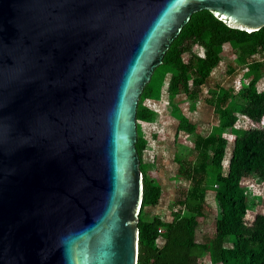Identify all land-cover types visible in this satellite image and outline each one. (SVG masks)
Returning a JSON list of instances; mask_svg holds the SVG:
<instances>
[{
    "label": "water",
    "instance_id": "1",
    "mask_svg": "<svg viewBox=\"0 0 264 264\" xmlns=\"http://www.w3.org/2000/svg\"><path fill=\"white\" fill-rule=\"evenodd\" d=\"M204 9L264 27V0H0V264H138V102Z\"/></svg>",
    "mask_w": 264,
    "mask_h": 264
},
{
    "label": "trees",
    "instance_id": "2",
    "mask_svg": "<svg viewBox=\"0 0 264 264\" xmlns=\"http://www.w3.org/2000/svg\"><path fill=\"white\" fill-rule=\"evenodd\" d=\"M189 38L194 41V44L199 43L204 47L203 56L191 49L192 43H187ZM226 43L238 45L243 58L251 57L257 50L264 51V27L258 31L247 32L227 26L207 9L193 13L172 42L160 64L168 66L172 73L169 79L171 96L182 85L185 92H190L191 96L198 94L201 85L216 66L218 53ZM186 53L189 54V58L185 62ZM251 61L253 63H250V70H255L257 66L262 65L255 59ZM158 67L154 72L158 70ZM192 75V86L188 89V82ZM158 81L159 78L151 77L145 85L138 102L137 120L143 116L140 101L150 96H159L161 86ZM233 92L232 87L222 89L220 96L216 97V102L214 99L209 100L220 111L222 126L228 130H234L236 120L225 107L232 98ZM240 99L243 101V106L239 110L260 125L264 116V90L259 92L254 84H250L242 91ZM179 119L180 130L189 133L194 131V126L186 122L184 117L180 116ZM194 144L197 162L195 164L185 162L178 168L179 175L189 180L192 185L191 191L188 192L190 200L179 199L178 203L183 208L179 207V211L175 212L171 221H166L160 216L146 220L144 219L145 208L158 204L162 190L154 185L146 173L142 159V140L137 138L136 146L144 180V198L139 214L138 264H201L200 258L205 252L212 254L216 264H264V215L257 214L250 224L243 222L240 209L244 207V198L240 195L239 188L243 176L256 173L264 179V126L249 128L237 135L227 174L221 171L227 144L223 134H198ZM211 150L213 151L212 165L217 170L215 183L219 185L217 186V202L220 212L216 220L215 234L210 245H206L198 242L196 232L198 217L202 214L203 192L199 189L206 179ZM256 161L258 164L254 165ZM184 208L187 213H182ZM161 228L162 232L159 231ZM228 238H233L232 247L225 246Z\"/></svg>",
    "mask_w": 264,
    "mask_h": 264
},
{
    "label": "rangeland",
    "instance_id": "3",
    "mask_svg": "<svg viewBox=\"0 0 264 264\" xmlns=\"http://www.w3.org/2000/svg\"><path fill=\"white\" fill-rule=\"evenodd\" d=\"M192 43L191 49L204 55V47L188 39ZM193 52V53H194ZM189 54H185V62ZM264 51L257 50L249 56H242L241 48L233 43H226L218 53L216 66L207 76L201 89L196 95L185 92L184 85L175 90L171 96L169 89L170 68L160 65L152 75L158 79L161 86L159 96L147 97L140 101L143 116L137 120L138 137L142 140V159L148 177L154 185L161 188L162 192L157 205L145 208L144 219L151 220L154 216H160L166 221H171L175 212L179 211V199L190 200L188 192L192 185L178 173V168L185 162H197L195 150V138L198 134L207 135L220 133L226 138L227 144L221 165L223 174L228 173L229 162L232 156L235 138L239 133L249 128L264 126V116L260 125L253 122L239 109L243 106L240 99L241 93L247 86L254 84L261 92L264 90ZM259 61L261 66L250 70L251 60ZM250 61V62H249ZM192 78L189 80V88L192 86ZM234 88L233 96L228 101V113L235 117L234 130H228L222 126L220 111L210 103V99L220 96L222 89ZM184 117L194 126L192 133L179 129L180 119ZM213 151L209 153L207 175L199 191L203 192L201 201L202 214L198 217L197 240L202 244L210 245L216 231V220L219 217L217 191L219 185L215 183L216 172L212 165ZM258 164V161L254 165ZM218 186V187H217ZM240 195L244 198V207L240 209L243 222L250 224L257 214L264 215V179L253 173L243 176L239 183ZM182 213L187 211L182 210ZM233 238L225 241V246L232 247ZM212 254L205 252L201 258V264H216Z\"/></svg>",
    "mask_w": 264,
    "mask_h": 264
},
{
    "label": "built area",
    "instance_id": "4",
    "mask_svg": "<svg viewBox=\"0 0 264 264\" xmlns=\"http://www.w3.org/2000/svg\"><path fill=\"white\" fill-rule=\"evenodd\" d=\"M159 231H160V232H162V231H163V229L161 228V229H159Z\"/></svg>",
    "mask_w": 264,
    "mask_h": 264
}]
</instances>
